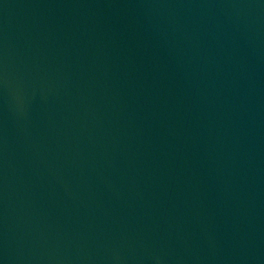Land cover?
<instances>
[{
  "label": "water",
  "instance_id": "water-1",
  "mask_svg": "<svg viewBox=\"0 0 264 264\" xmlns=\"http://www.w3.org/2000/svg\"><path fill=\"white\" fill-rule=\"evenodd\" d=\"M0 264H264V0H0Z\"/></svg>",
  "mask_w": 264,
  "mask_h": 264
}]
</instances>
